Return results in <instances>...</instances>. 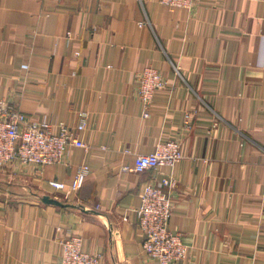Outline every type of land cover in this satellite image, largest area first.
<instances>
[{"label":"crops","instance_id":"obj_1","mask_svg":"<svg viewBox=\"0 0 264 264\" xmlns=\"http://www.w3.org/2000/svg\"><path fill=\"white\" fill-rule=\"evenodd\" d=\"M144 66L167 82L149 105L137 93ZM3 98L53 124L90 116L88 151L70 148L67 164L41 172H0L19 182L0 192V264H61L71 234L102 264H152L135 209L164 177L177 180L170 229L193 247L176 264H264V0H198L191 11L159 0H0ZM171 137L185 154L173 167L123 170ZM83 162L80 190L66 197L49 184H70Z\"/></svg>","mask_w":264,"mask_h":264},{"label":"built area","instance_id":"obj_2","mask_svg":"<svg viewBox=\"0 0 264 264\" xmlns=\"http://www.w3.org/2000/svg\"><path fill=\"white\" fill-rule=\"evenodd\" d=\"M171 10L191 11L198 0H159ZM146 24L142 22L140 25ZM167 82L160 70L144 66L140 71L138 96L145 105L154 99L156 91L165 88ZM145 113V116H148ZM89 112L78 113L73 124L34 118L25 114L19 104L11 99H0V172L12 170L14 173L41 172L50 165L68 163L70 148L85 151L89 146L83 133L88 130ZM185 128H191V116H185ZM185 158L183 142L176 137L159 141L149 153L138 154L132 165L123 166L124 171L137 173L157 170L162 166L173 167ZM91 166L83 162L77 169L70 184L59 179L49 180V184L66 197L71 191L82 188ZM175 178L164 177L149 183L141 195L135 209L138 226L142 233V251L152 264H176L191 260L193 247L175 234L169 226L174 209L171 190L175 188ZM61 264H102L99 254L87 251L84 239L78 234L65 236L61 240Z\"/></svg>","mask_w":264,"mask_h":264},{"label":"rangeland","instance_id":"obj_3","mask_svg":"<svg viewBox=\"0 0 264 264\" xmlns=\"http://www.w3.org/2000/svg\"><path fill=\"white\" fill-rule=\"evenodd\" d=\"M4 177V180L0 181V192H6L8 188L13 187V186H18L19 182L15 183V185H12L14 183L11 184V182H15V177L14 178H10V177ZM26 194H28V192H25Z\"/></svg>","mask_w":264,"mask_h":264},{"label":"water","instance_id":"obj_4","mask_svg":"<svg viewBox=\"0 0 264 264\" xmlns=\"http://www.w3.org/2000/svg\"><path fill=\"white\" fill-rule=\"evenodd\" d=\"M42 200L46 203H50V204H57V205H63L61 201H59L56 198L50 197L48 195H45L42 197Z\"/></svg>","mask_w":264,"mask_h":264}]
</instances>
